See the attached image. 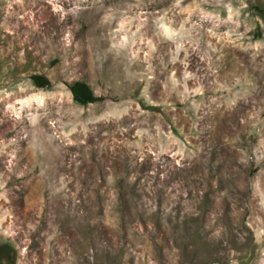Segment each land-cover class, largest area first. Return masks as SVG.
<instances>
[{
  "label": "rangeland",
  "instance_id": "1",
  "mask_svg": "<svg viewBox=\"0 0 264 264\" xmlns=\"http://www.w3.org/2000/svg\"><path fill=\"white\" fill-rule=\"evenodd\" d=\"M0 264H264V0H0Z\"/></svg>",
  "mask_w": 264,
  "mask_h": 264
},
{
  "label": "trees",
  "instance_id": "2",
  "mask_svg": "<svg viewBox=\"0 0 264 264\" xmlns=\"http://www.w3.org/2000/svg\"><path fill=\"white\" fill-rule=\"evenodd\" d=\"M32 80L38 87H49L50 81L42 75H33ZM73 99L80 105L86 106L97 101H100L99 97L94 96L90 87L83 82H76L70 87Z\"/></svg>",
  "mask_w": 264,
  "mask_h": 264
}]
</instances>
